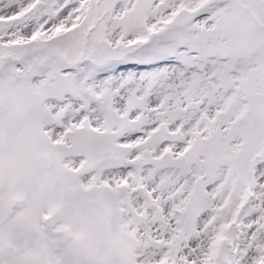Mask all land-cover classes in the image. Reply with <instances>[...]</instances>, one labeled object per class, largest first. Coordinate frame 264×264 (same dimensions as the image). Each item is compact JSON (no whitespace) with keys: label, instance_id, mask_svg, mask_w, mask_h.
<instances>
[{"label":"snow or ice","instance_id":"obj_1","mask_svg":"<svg viewBox=\"0 0 264 264\" xmlns=\"http://www.w3.org/2000/svg\"><path fill=\"white\" fill-rule=\"evenodd\" d=\"M0 264H264V0H0Z\"/></svg>","mask_w":264,"mask_h":264}]
</instances>
